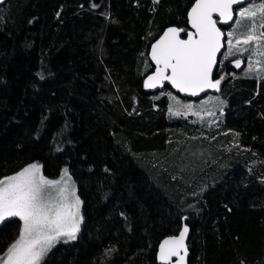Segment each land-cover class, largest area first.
Returning a JSON list of instances; mask_svg holds the SVG:
<instances>
[{"label": "trees", "instance_id": "1", "mask_svg": "<svg viewBox=\"0 0 264 264\" xmlns=\"http://www.w3.org/2000/svg\"><path fill=\"white\" fill-rule=\"evenodd\" d=\"M194 1L0 6V179L37 163L81 201L76 239L41 264H158L183 218L188 264H264V78L219 64L211 127L167 112L169 87L143 89L149 46L167 27L184 37ZM21 223H0V255Z\"/></svg>", "mask_w": 264, "mask_h": 264}, {"label": "snow or ice", "instance_id": "2", "mask_svg": "<svg viewBox=\"0 0 264 264\" xmlns=\"http://www.w3.org/2000/svg\"><path fill=\"white\" fill-rule=\"evenodd\" d=\"M241 2L196 0L190 12L191 28L195 31L187 32L186 39L180 38L184 29L169 28L164 33L151 49V58L157 67L145 86L154 88L168 81L180 92L191 96H197L207 89L218 91L221 80L214 81L212 72L217 55L224 47L225 33L217 27L213 15H218L222 22L227 23L233 19V5ZM258 14L264 18V2L259 7H246L238 12L240 18L253 20L244 32L227 34L228 55L249 52L264 57V47L261 46V41H264V19L257 24L254 18ZM235 64L240 67L241 60L236 59ZM187 114L199 116L200 111L193 110L192 104H184L175 112L177 116ZM64 175H68L67 169H64ZM80 205L79 197L67 182L45 178L37 163L0 179V223L10 217H18L22 222L17 238L0 255V264H41L62 238L75 240L82 222ZM187 233L188 228L184 227L178 237L163 242L160 259L164 264H170L172 257L178 258V264H185L187 249L184 241Z\"/></svg>", "mask_w": 264, "mask_h": 264}, {"label": "rangeland", "instance_id": "3", "mask_svg": "<svg viewBox=\"0 0 264 264\" xmlns=\"http://www.w3.org/2000/svg\"><path fill=\"white\" fill-rule=\"evenodd\" d=\"M260 3H249L246 4L243 7H240L239 9L236 10V18L234 23L228 27L227 29L224 30L225 33V49L224 52L220 58L219 64H223V63H227L229 65V63L231 61H236V59H240L242 62H244V66L243 68L240 70L239 74L241 77H252L254 76L257 80H260L262 78H264V57L260 56V55H255V54H250L249 52H244L243 54H237V55H228L227 54V40H228V36L227 34L229 32H234V33H241L244 32L246 30L245 26L246 24L252 22L253 18H249V17H245V18H240L238 15V12L240 10H243L244 8H252V7H259ZM255 22L257 21V23L259 24L261 22L262 18L259 14L254 18ZM260 29L257 28V32H259ZM261 46L264 47V41H261ZM249 47L251 48V45H249ZM233 51L235 52V49H233ZM222 61V63H221ZM251 66L252 70L249 71V67ZM234 73V71H232L231 73L228 74V76H231ZM170 99V106H168L167 108V112H169L170 114H172L173 116H177L175 115V112L180 108L181 105L184 104H192L193 105V110H199L200 111V115L199 116H193L191 114H187V115H181L185 118H189L192 119L195 123L203 125L205 127H211L213 125L216 124V122L220 119L222 113H223V109L225 107L224 101L222 100L221 97H218L216 95H207L205 97H203L202 99L198 100V101H188V100H183L180 98H176L175 96L172 95H167ZM179 102V103H177ZM182 110V109H181ZM178 117V116H177ZM63 182H67L71 188H73L75 190V186L73 181L69 178V177H62L60 179ZM75 195L77 196L76 190H75ZM12 218V217H10ZM18 218V217H17ZM69 240H66V238H62L58 243H64V242H68ZM55 244V245H56Z\"/></svg>", "mask_w": 264, "mask_h": 264}, {"label": "water", "instance_id": "4", "mask_svg": "<svg viewBox=\"0 0 264 264\" xmlns=\"http://www.w3.org/2000/svg\"><path fill=\"white\" fill-rule=\"evenodd\" d=\"M7 1L8 0H0V6L3 5L4 3H6ZM251 1L252 0H242L241 3L233 5V19L231 21L227 22V23L222 22L221 19L218 17V15L214 14L213 15V19L217 20V27L220 28V30L224 33V30L227 29L228 27H230L234 23L235 18H236V13H235L236 10L239 9L240 7L245 6L246 4H249ZM195 2H196V0L193 2V4L191 5V7L188 9V12H187L188 30L186 31V33L195 31L194 29L191 28V24H190V12H191V8L195 5ZM169 28H177V27L172 26V27L165 28L160 33V35L154 40V42L149 46L148 53H147V58H148L149 63L153 67V69H152V71L150 73H148L144 77V80H143V89H144V91L147 94H157V93L161 92L165 86H167V87H169V89L174 94L178 95L182 99H188V100H200V99H202L203 97H205L207 95H216V94H218L220 89H221V85L219 86V90L218 91L216 89H207L206 91L201 92L197 96H191L188 93L180 92L178 89H176L174 86H172L168 81H164L163 82V86H157V87H154V88H149V87L145 86L147 81H148V78L155 74V70H156V67H157L155 62L151 58V49L158 42V40L163 37L164 33L167 32ZM177 29H182V28H177ZM183 33H184V31L180 33V38L181 39H186L187 35L185 33V36L182 37ZM224 41H225V37H224ZM224 49H225V43H224V47L221 48L220 53H218V55H217V63H216V66L213 68L212 79L214 81H215L214 73H215L216 69L218 68L219 60H220L221 55L223 54ZM231 66H233L232 68L234 70L239 71V70L242 69V62H241V66L240 67H236L235 61H233L231 63ZM184 227L188 228V233H187V236H186L185 241H184L186 249H187V255L185 257V264H188V259H189V255H190L189 250H188V240H189V237H190V229L186 225V219L185 218L182 219L180 230H179V232L176 235L165 237L159 242L158 247H157V252H156V261H157L158 264H164V262L160 259V249H161V246L163 245V242L166 239H170L172 237H178L180 235V233L183 231ZM170 264H178V258L177 257H172V259L170 261Z\"/></svg>", "mask_w": 264, "mask_h": 264}, {"label": "flooded vegetation", "instance_id": "5", "mask_svg": "<svg viewBox=\"0 0 264 264\" xmlns=\"http://www.w3.org/2000/svg\"><path fill=\"white\" fill-rule=\"evenodd\" d=\"M233 61H231L230 63H229V66L230 67H233V66H231V63H232ZM242 62V61H241ZM243 66H244V62H242V68H243Z\"/></svg>", "mask_w": 264, "mask_h": 264}, {"label": "bare ground", "instance_id": "6", "mask_svg": "<svg viewBox=\"0 0 264 264\" xmlns=\"http://www.w3.org/2000/svg\"><path fill=\"white\" fill-rule=\"evenodd\" d=\"M224 52V51H223ZM222 56V55H221ZM221 58V57H220ZM220 61V60H219Z\"/></svg>", "mask_w": 264, "mask_h": 264}]
</instances>
